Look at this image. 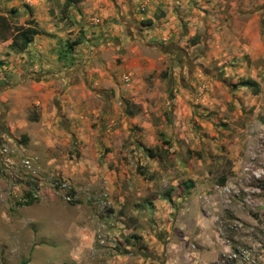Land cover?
Returning <instances> with one entry per match:
<instances>
[{
    "label": "rangeland",
    "instance_id": "1",
    "mask_svg": "<svg viewBox=\"0 0 264 264\" xmlns=\"http://www.w3.org/2000/svg\"><path fill=\"white\" fill-rule=\"evenodd\" d=\"M72 6L60 8L68 26ZM9 7L22 14L18 24L31 12L25 2ZM250 12L228 15L229 29L218 26L217 35L203 29L160 44L164 69L140 76L129 98L136 120L122 129V142L104 147L102 158L113 154L86 177L91 187L76 172L77 145L52 146L53 158L21 139L6 147L0 264H264V43L253 32L261 28L264 40V19L253 20L264 2ZM246 79L258 82V93ZM26 157L36 158L37 174L24 167ZM57 177L73 187L81 211L53 188ZM33 187L40 195L27 205ZM49 220L57 223L35 222Z\"/></svg>",
    "mask_w": 264,
    "mask_h": 264
},
{
    "label": "crops",
    "instance_id": "2",
    "mask_svg": "<svg viewBox=\"0 0 264 264\" xmlns=\"http://www.w3.org/2000/svg\"><path fill=\"white\" fill-rule=\"evenodd\" d=\"M6 2L11 7L29 4L31 12L24 13L21 24L35 19L50 34H37L23 51L13 49L12 35L0 39V156L20 139L27 150L50 158L52 146L77 145L81 165L76 172L85 179L82 185L91 187L86 177H96L104 147L122 142V129L136 120L129 98L137 93L140 76L164 69L167 52L160 44L181 36L191 40L203 29L217 35L222 31L218 26L229 29L224 21L228 15H237L242 7L254 13L264 0H81L71 7L76 17L71 26L60 9L65 0H0V14L10 13ZM78 32L83 34L80 44L71 51L61 46L60 40H73ZM253 32L264 43L261 28ZM119 72L136 78L121 83ZM83 205L71 207L79 212ZM7 206V200L0 201V218L6 222ZM35 222L45 227L57 223Z\"/></svg>",
    "mask_w": 264,
    "mask_h": 264
},
{
    "label": "trees",
    "instance_id": "3",
    "mask_svg": "<svg viewBox=\"0 0 264 264\" xmlns=\"http://www.w3.org/2000/svg\"><path fill=\"white\" fill-rule=\"evenodd\" d=\"M81 0H65L64 7L67 9L71 5ZM22 15L16 9H12L8 15L0 14V39H7L9 35L13 37V49L23 51L28 44L35 38L37 34H50L46 30L41 29L35 19H27L25 24L13 23L12 19ZM144 23H152V19H144ZM83 41L82 35H78L75 39L67 41V49L72 50L74 46ZM242 85H249L253 87L255 93H258V82L253 79H246ZM151 156H154L152 149H147ZM191 186V185H188ZM77 202L75 201L74 204ZM27 205L32 204V200L26 201Z\"/></svg>",
    "mask_w": 264,
    "mask_h": 264
},
{
    "label": "built area",
    "instance_id": "4",
    "mask_svg": "<svg viewBox=\"0 0 264 264\" xmlns=\"http://www.w3.org/2000/svg\"><path fill=\"white\" fill-rule=\"evenodd\" d=\"M130 76L127 75L125 76V80L129 81ZM24 167L29 169L33 174H37L36 170V158L35 157H26L23 160ZM51 184L53 188L58 192L61 193L63 198L70 203H74L75 201L78 202V195L75 193L73 190V187L70 185V183L67 181V179H62V178H53L51 180ZM40 191L37 190V188L33 187L27 195H25L24 200H36L39 198V193ZM99 203L102 205H105L107 203L106 201V195L104 197H99L98 199Z\"/></svg>",
    "mask_w": 264,
    "mask_h": 264
}]
</instances>
